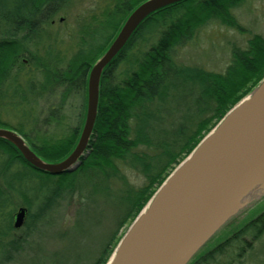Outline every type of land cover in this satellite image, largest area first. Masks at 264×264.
Segmentation results:
<instances>
[{
    "label": "trees",
    "instance_id": "16d2710c",
    "mask_svg": "<svg viewBox=\"0 0 264 264\" xmlns=\"http://www.w3.org/2000/svg\"><path fill=\"white\" fill-rule=\"evenodd\" d=\"M145 1L117 0L104 10L95 29L89 28L88 42L64 65L58 58H38L35 51L40 30L68 0H0V128L16 132L47 163L67 158L84 122L87 72L131 12ZM247 1L184 0L146 18L101 75L94 128L85 157L74 172L60 176L38 172L11 144L0 140V264H22L25 260L28 264H58L46 256L29 258L26 249L30 243L11 237L16 213L9 209L11 199H21L28 220L32 201L51 182L50 178L57 182L32 218L35 236L40 235L37 224L41 219H46L44 228L49 224L47 212L53 211V201L72 193L76 185L79 192L87 191L86 198L98 193L108 197L112 193L109 180L118 181L121 189L114 199L123 211L120 227L136 218L169 174L264 78V39L259 36H252L245 50H232L231 61L222 74L183 66L175 60L177 49L191 42L196 32L209 23L242 32L234 11ZM148 34L153 41L147 47ZM18 80L23 87L16 85ZM58 91L59 108L73 95L82 104L75 126L59 138L41 136L27 118L15 128L1 118V110L7 108L1 106L5 101H10L12 108H23L20 103L33 95L49 99ZM181 104L185 112L179 123L162 127L164 122L173 121ZM119 165L136 172L142 185L130 186ZM263 236L264 210L225 239L213 244L211 241L190 264H220L221 257L230 258L225 264H233L236 259V264H245V256ZM115 238L105 244L94 264L107 263L120 240ZM29 248L35 251V243Z\"/></svg>",
    "mask_w": 264,
    "mask_h": 264
},
{
    "label": "water",
    "instance_id": "95a60500",
    "mask_svg": "<svg viewBox=\"0 0 264 264\" xmlns=\"http://www.w3.org/2000/svg\"><path fill=\"white\" fill-rule=\"evenodd\" d=\"M184 0H147L134 9L107 50L90 67L86 109L77 144L59 163L40 159L16 132L0 128L33 169L50 176L70 174L85 157L105 68L151 14ZM264 166V78L239 101L169 174L119 240L106 264H190L241 214L264 197V184L219 223L250 177ZM27 209L20 207L13 229L23 227Z\"/></svg>",
    "mask_w": 264,
    "mask_h": 264
},
{
    "label": "rangeland",
    "instance_id": "374dc122",
    "mask_svg": "<svg viewBox=\"0 0 264 264\" xmlns=\"http://www.w3.org/2000/svg\"><path fill=\"white\" fill-rule=\"evenodd\" d=\"M116 1L68 0V3L50 23L40 30L36 37L35 54L41 59L58 58L60 64L65 65L83 46V43L88 42L89 28L94 27L95 29L103 18L104 10ZM234 16L243 29L242 32L218 23H209L196 32L191 42L177 49L176 62L183 66L197 67L215 74L224 73L231 61L233 49L245 50L248 40L252 36L264 39V0H248L234 11ZM145 39L148 40L145 43L148 47L153 41L152 35H146ZM141 48L142 46L139 49L141 50ZM25 60L26 58H23L24 62ZM16 85L23 87V82L18 80ZM35 96L29 97L26 102H21L23 108H12L10 105L13 104H10V101L2 103L1 106L7 107L4 111L1 110L2 120L15 128L19 121L24 122L27 118V123H34L37 132L46 138H59L75 126L80 113H82V104L75 95L70 96L65 103H62L61 108H59L61 104L59 91L49 99ZM183 106L181 104L180 109L173 115V121L164 122L162 127L169 128L171 123L172 126L178 124L181 115L185 112ZM171 107L168 109L171 110ZM51 112L54 114L53 116H51ZM50 116L52 120H49ZM45 120H49V122H45ZM58 122L61 124H57ZM24 128L27 131V128ZM119 167L130 186L138 188L142 185V178L136 172L123 165H119ZM49 181L51 182H47L38 197L32 201L26 225L12 232L11 237L20 238V240L26 239L30 243L27 245V252L25 251L29 258L37 255L38 257L46 256L50 260L52 259V263L58 264H94L105 244L110 242L114 235H116V241L121 239L133 222L129 220L121 227L119 225L123 211L116 205L114 197L121 189L120 183L116 180H109V189L112 193L108 197L98 193L91 194L87 198V191L79 192L76 185L72 193L60 195L53 201V211L47 212L51 218L49 224L44 228L43 220L46 219H41L37 224L40 235L35 236L32 231V218L45 200L44 197L49 196L57 179L50 178ZM11 204L9 209L15 213L21 207V199L13 198ZM263 210L264 197L241 214L234 221V226L231 224L222 229L213 238L212 244L225 239L245 223L256 218ZM246 240L250 241V238L247 237ZM34 243L35 251L29 248V246H34ZM229 260L230 258L221 257L220 264H225ZM243 261H246L245 264H264V236L253 244V249L247 253ZM236 262L237 259L233 261V264ZM22 264H28V260Z\"/></svg>",
    "mask_w": 264,
    "mask_h": 264
},
{
    "label": "bare ground",
    "instance_id": "6f19581e",
    "mask_svg": "<svg viewBox=\"0 0 264 264\" xmlns=\"http://www.w3.org/2000/svg\"><path fill=\"white\" fill-rule=\"evenodd\" d=\"M264 184V166L256 173H254L250 179L244 184L243 188L240 190L236 198L232 203L229 204L226 211L222 215L221 219L218 223L228 216L231 212H233L238 206H240L243 202L248 200L249 196L259 187Z\"/></svg>",
    "mask_w": 264,
    "mask_h": 264
},
{
    "label": "flooded vegetation",
    "instance_id": "af4514ba",
    "mask_svg": "<svg viewBox=\"0 0 264 264\" xmlns=\"http://www.w3.org/2000/svg\"><path fill=\"white\" fill-rule=\"evenodd\" d=\"M88 73H89V71L87 72V75H86V80H87Z\"/></svg>",
    "mask_w": 264,
    "mask_h": 264
}]
</instances>
